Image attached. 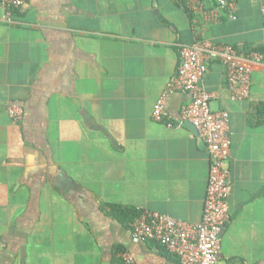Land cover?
Wrapping results in <instances>:
<instances>
[{"label":"crops","instance_id":"crops-1","mask_svg":"<svg viewBox=\"0 0 264 264\" xmlns=\"http://www.w3.org/2000/svg\"><path fill=\"white\" fill-rule=\"evenodd\" d=\"M236 1V19L206 27L188 0H29L9 18L0 7V264H114L121 252L179 264L156 242L134 243L136 218L122 223L112 208L201 220L204 144L186 123L151 119L197 34L251 65L246 101L230 100L217 62L204 85L211 110L230 118L221 264H264V0ZM187 102L168 96L173 122ZM9 106L22 109L19 124Z\"/></svg>","mask_w":264,"mask_h":264},{"label":"built area","instance_id":"built-area-1","mask_svg":"<svg viewBox=\"0 0 264 264\" xmlns=\"http://www.w3.org/2000/svg\"><path fill=\"white\" fill-rule=\"evenodd\" d=\"M29 0H0V7L9 18L14 10L24 6ZM236 0H215V6L206 10L200 0H188V10L200 15L203 27L236 19ZM264 30V5L261 7ZM191 45L179 48L181 64L175 78L167 90L155 102L151 119L169 128L190 124L204 144L209 161V175L203 201L201 220L190 224L168 216L144 212L130 224L134 243L156 242L168 253L175 256L179 264H221V237L229 221V194L231 174L229 169L231 132L229 113L225 110L212 111L214 95L208 92L204 78L210 63L217 62L225 70L226 87L232 102L246 101L251 91V65L242 59L240 52L229 45L214 43L201 38ZM258 63L261 55L251 57ZM178 91L185 94L188 102L182 107L177 123L166 109L168 96ZM7 114L13 123L23 119L20 107L9 106ZM121 264H136L129 252L118 254Z\"/></svg>","mask_w":264,"mask_h":264},{"label":"trees","instance_id":"trees-1","mask_svg":"<svg viewBox=\"0 0 264 264\" xmlns=\"http://www.w3.org/2000/svg\"><path fill=\"white\" fill-rule=\"evenodd\" d=\"M187 12L190 13L188 10H187ZM112 211H113V214L115 215V217H117V219L122 223H124V221L126 220V217H128V216L132 217V218H129L128 220H130V219L134 220L135 218H137L140 215L139 212H135L133 210L126 209V208H120V207H113ZM128 220H126V221H128ZM114 264H121V260L119 258H118V260L116 259Z\"/></svg>","mask_w":264,"mask_h":264},{"label":"water","instance_id":"water-1","mask_svg":"<svg viewBox=\"0 0 264 264\" xmlns=\"http://www.w3.org/2000/svg\"><path fill=\"white\" fill-rule=\"evenodd\" d=\"M186 125H188V128H189L190 130L195 131V129H194L190 124L186 123ZM195 132H196V131H195Z\"/></svg>","mask_w":264,"mask_h":264}]
</instances>
